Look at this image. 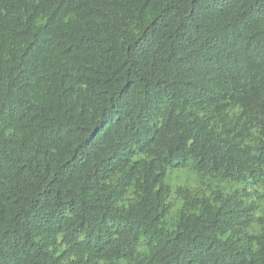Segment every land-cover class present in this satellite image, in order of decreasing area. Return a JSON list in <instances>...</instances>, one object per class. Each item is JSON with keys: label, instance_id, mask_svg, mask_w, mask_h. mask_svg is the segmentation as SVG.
Returning a JSON list of instances; mask_svg holds the SVG:
<instances>
[{"label": "trees", "instance_id": "trees-1", "mask_svg": "<svg viewBox=\"0 0 264 264\" xmlns=\"http://www.w3.org/2000/svg\"><path fill=\"white\" fill-rule=\"evenodd\" d=\"M0 264H264V0H0Z\"/></svg>", "mask_w": 264, "mask_h": 264}, {"label": "rangeland", "instance_id": "rangeland-1", "mask_svg": "<svg viewBox=\"0 0 264 264\" xmlns=\"http://www.w3.org/2000/svg\"><path fill=\"white\" fill-rule=\"evenodd\" d=\"M167 184L171 190L169 201L174 203L173 209L167 217V221L171 220L173 214L180 209L182 205V201L177 194L180 188L197 190L212 186L214 188L219 187L225 193H231L244 186L242 183L219 181L214 178L200 179L192 162H189L185 167L170 168L167 173Z\"/></svg>", "mask_w": 264, "mask_h": 264}]
</instances>
